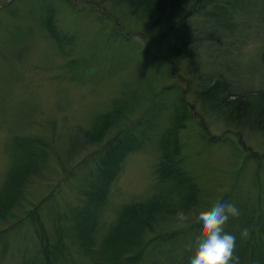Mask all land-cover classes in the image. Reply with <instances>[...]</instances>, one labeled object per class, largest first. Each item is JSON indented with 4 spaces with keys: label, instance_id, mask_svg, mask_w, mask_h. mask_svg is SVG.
Instances as JSON below:
<instances>
[{
    "label": "rangeland",
    "instance_id": "obj_1",
    "mask_svg": "<svg viewBox=\"0 0 264 264\" xmlns=\"http://www.w3.org/2000/svg\"><path fill=\"white\" fill-rule=\"evenodd\" d=\"M130 8L125 0H0V187L14 158L15 137L36 136L45 143L44 163L0 218V264L41 263L33 218L50 239L58 215L66 216L62 225L72 224L69 215L93 177L95 154L137 120L133 131L142 141L120 162L98 234L120 206L154 194L160 183L153 174L157 137L170 126L177 96L188 106L178 131L180 164L199 195L187 227L177 228L175 219L167 218L148 235L177 231L174 249L176 237L153 242L142 264H176L193 252L200 234L195 217L216 201L239 209L240 217L225 225L243 222L242 210L256 205L264 214V131L225 118L200 98L201 89L220 78L227 82L229 100L264 93V0H216L191 15L181 9L166 13L165 20ZM49 9L59 44L42 27ZM122 98L127 109L121 120L98 141L85 140L82 132ZM221 137L226 142H218ZM260 220L253 236L264 256ZM64 241L80 257L69 238Z\"/></svg>",
    "mask_w": 264,
    "mask_h": 264
},
{
    "label": "trees",
    "instance_id": "obj_2",
    "mask_svg": "<svg viewBox=\"0 0 264 264\" xmlns=\"http://www.w3.org/2000/svg\"><path fill=\"white\" fill-rule=\"evenodd\" d=\"M125 1L131 7L132 13L142 12L146 16L154 14L156 19L165 20L166 13L170 15L175 10L181 9L184 10L185 15H191L216 0ZM51 15L52 10L49 9L42 27L59 44L61 39L55 33ZM261 16H264V12ZM227 88V82L222 78L208 83L200 91L202 103L217 107L225 118L235 117L243 122L249 121L250 126L264 131V93L248 92L229 100L230 94ZM248 102L252 103L250 109L246 106ZM150 105L155 107L156 102ZM173 105L170 126L157 137L158 160L153 174L160 182L158 190L143 201H132L120 206L113 221L104 230L99 229L102 233L98 234V220L103 203L110 191V185L119 169L120 162L128 153L136 150L142 141L141 137L133 131L135 125L140 124L137 120L119 130L111 138L112 140L95 154L96 166L93 177L87 188L82 191L81 205L73 208L69 215V220H73L72 224L62 225L61 218L66 216L58 215L52 222L53 237L50 239L43 232L39 219L33 218L34 224L38 225L35 231L41 237L38 249L40 264H142L150 244L179 235L177 231H171L163 235L148 236L161 220L174 219L175 213L180 209L188 212L196 204L199 195L196 183L180 164L181 144L178 131L187 119L188 106L180 96H177V101ZM126 109L127 102L124 98L115 100L111 110L99 114L94 119V126L82 132L85 140L98 141L110 126H115L121 120ZM156 110L160 111L159 107ZM245 112H249V115L243 118ZM226 140L225 137H221L217 141L226 142ZM207 141L210 142L209 139ZM42 145L45 143L36 136L20 139L15 137L12 141L10 149L12 148L15 154L0 187V218H3L22 198L26 180L37 174L44 163L45 152L42 151ZM247 158L258 159L252 153H248ZM241 213H244V221L230 222L224 226V231L237 238L235 255L239 257V264H264V256L259 250L260 243H256L253 236L256 225L261 222V217L264 219V214L259 205L253 206L248 212H244L243 209ZM237 223L239 224L235 228L233 225ZM244 228L250 230V237L247 239H242L240 236ZM258 229L262 231L261 226ZM67 238L70 241L68 244L73 245L72 248L80 257L73 256L70 246L64 241ZM176 240L177 237L173 239L171 248L177 245ZM192 255L193 252L189 251L176 264H190ZM166 257H168L167 254Z\"/></svg>",
    "mask_w": 264,
    "mask_h": 264
},
{
    "label": "clouds",
    "instance_id": "obj_3",
    "mask_svg": "<svg viewBox=\"0 0 264 264\" xmlns=\"http://www.w3.org/2000/svg\"><path fill=\"white\" fill-rule=\"evenodd\" d=\"M239 215L237 206L226 200L216 201L210 209L200 211L195 217L200 234L193 246L190 264H239V257L235 255L237 238L224 231L229 218ZM191 217L190 212L178 210L174 217L175 227H187ZM240 236L242 239L249 238L250 230L242 229Z\"/></svg>",
    "mask_w": 264,
    "mask_h": 264
}]
</instances>
